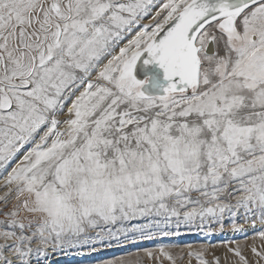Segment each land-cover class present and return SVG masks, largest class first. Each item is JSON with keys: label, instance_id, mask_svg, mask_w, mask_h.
I'll use <instances>...</instances> for the list:
<instances>
[{"label": "snow or ice", "instance_id": "6c2138e0", "mask_svg": "<svg viewBox=\"0 0 264 264\" xmlns=\"http://www.w3.org/2000/svg\"><path fill=\"white\" fill-rule=\"evenodd\" d=\"M226 222L264 264V0H0V264H221L172 238Z\"/></svg>", "mask_w": 264, "mask_h": 264}, {"label": "rangeland", "instance_id": "374dc122", "mask_svg": "<svg viewBox=\"0 0 264 264\" xmlns=\"http://www.w3.org/2000/svg\"><path fill=\"white\" fill-rule=\"evenodd\" d=\"M145 23H148L149 20L146 19L144 21ZM134 35V33H133ZM129 38H131L129 36ZM69 105H70V101H69ZM24 153L21 152L19 154V156L17 157L16 161L12 162L11 166H14V164L22 157ZM240 226L244 227V228H248V239H247V243H251V236H252V232H251V228L249 224H245L243 219H241L239 221ZM119 226V225H118ZM218 227V226H217ZM259 224H257V228H259ZM181 235L179 237H173L172 241L175 244L180 245L181 247H174L171 250L175 253H179L181 251V248H183V251L186 252L187 251V245H191L192 247H196L198 248L202 243L203 244H208L210 245V249H209V254H208V259L211 260L212 259V253H215L216 255L221 257V264H224V251L225 249L221 246L220 241L225 240V239H229V238H235L238 242L241 243H245V240L243 238V234H233L232 229H231V225L228 224L227 222L225 223V227H224V232L223 235H212L211 237L206 236L203 233L200 232H189L187 229L182 228L181 230ZM165 243H168V241H164ZM158 243H160V240L154 239L151 241H144L143 243L139 244V245H130V247H139L142 249H150V250H155V245H157ZM127 251V249H123L120 248L118 246H116L115 244L113 245V247L110 250H105V251H101L99 253L96 254H92V255H83L81 256L79 254V252H69L67 254L64 253H57L55 255H52L50 257V264H97L98 261L102 260V259H107L113 256H117L119 255L121 252H125ZM245 254L248 255L249 259H252L251 253L245 249ZM141 255H143V253H141ZM144 264H152L151 261H149L146 257L144 260ZM164 264H168L167 261L164 262ZM177 264H188V259L185 256V258L183 260H178ZM192 264H196V261L193 260Z\"/></svg>", "mask_w": 264, "mask_h": 264}, {"label": "water", "instance_id": "95a60500", "mask_svg": "<svg viewBox=\"0 0 264 264\" xmlns=\"http://www.w3.org/2000/svg\"><path fill=\"white\" fill-rule=\"evenodd\" d=\"M145 57H146V53H145L144 55H142L141 58L137 61V64H136V66H135V68H134V72L137 71V67H138L140 61H141L143 58H145ZM147 59H148V57H147ZM143 69H144V68H143ZM145 69H146V71L143 73V75H142V77H141V78H142L141 81L147 79V83L143 84L141 89L146 88L148 85H149V87H150L149 80L153 77V80H154V83H153V84H154V85H152V87H153V90L156 91L155 93H153V95H155V94H159V93L162 91V89H161L159 86H160V85H164V86L167 85V81L164 80V78H163V70L160 69V68H159L156 64H154V63L149 64V65H148V68H145ZM145 69H144V70H145Z\"/></svg>", "mask_w": 264, "mask_h": 264}, {"label": "bare ground", "instance_id": "6f19581e", "mask_svg": "<svg viewBox=\"0 0 264 264\" xmlns=\"http://www.w3.org/2000/svg\"><path fill=\"white\" fill-rule=\"evenodd\" d=\"M145 59H147V54H146V57L143 58V59L140 61L139 65H138V67H137V71H136V72L133 71V75H134V77H135L137 80H142L141 77H142L143 73L146 71L145 68H148V65H147V66L144 65V60H145ZM143 68H144L145 70H144ZM153 83H154V80H153V77H152V78L149 80L150 87H149V85H148L146 88L141 89V90H142L143 92H145L146 94L153 95V93L156 92V91L153 90V87H152V85H154Z\"/></svg>", "mask_w": 264, "mask_h": 264}]
</instances>
